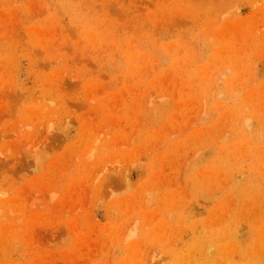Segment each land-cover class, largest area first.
Masks as SVG:
<instances>
[{
    "label": "rangeland",
    "instance_id": "374dc122",
    "mask_svg": "<svg viewBox=\"0 0 264 264\" xmlns=\"http://www.w3.org/2000/svg\"><path fill=\"white\" fill-rule=\"evenodd\" d=\"M0 264H264V0H0Z\"/></svg>",
    "mask_w": 264,
    "mask_h": 264
}]
</instances>
